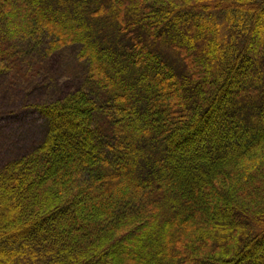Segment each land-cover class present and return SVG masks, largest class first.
<instances>
[{"label":"trees","instance_id":"trees-1","mask_svg":"<svg viewBox=\"0 0 264 264\" xmlns=\"http://www.w3.org/2000/svg\"><path fill=\"white\" fill-rule=\"evenodd\" d=\"M45 36L109 110L80 88L33 106L0 264H264V0H0V76Z\"/></svg>","mask_w":264,"mask_h":264},{"label":"rangeland","instance_id":"rangeland-1","mask_svg":"<svg viewBox=\"0 0 264 264\" xmlns=\"http://www.w3.org/2000/svg\"><path fill=\"white\" fill-rule=\"evenodd\" d=\"M39 43V42H38ZM17 46L14 69L0 76V169L36 148L46 134V118L33 106L50 103L61 94L79 88L93 97L103 110L105 94L87 79V63L78 59V48L46 54L47 37ZM99 127L107 129L106 114L98 113Z\"/></svg>","mask_w":264,"mask_h":264}]
</instances>
